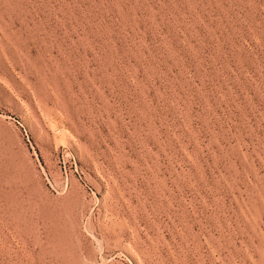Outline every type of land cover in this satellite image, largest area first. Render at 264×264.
<instances>
[{
    "label": "rangeland",
    "instance_id": "obj_1",
    "mask_svg": "<svg viewBox=\"0 0 264 264\" xmlns=\"http://www.w3.org/2000/svg\"><path fill=\"white\" fill-rule=\"evenodd\" d=\"M0 264H264V0H0Z\"/></svg>",
    "mask_w": 264,
    "mask_h": 264
}]
</instances>
